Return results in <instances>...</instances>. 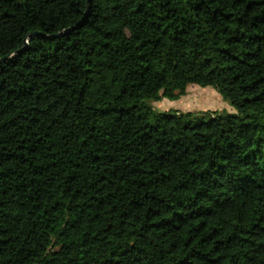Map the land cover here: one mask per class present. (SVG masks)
<instances>
[{
  "label": "trees",
  "instance_id": "1",
  "mask_svg": "<svg viewBox=\"0 0 264 264\" xmlns=\"http://www.w3.org/2000/svg\"><path fill=\"white\" fill-rule=\"evenodd\" d=\"M0 59V264H264V0H0Z\"/></svg>",
  "mask_w": 264,
  "mask_h": 264
},
{
  "label": "rangeland",
  "instance_id": "2",
  "mask_svg": "<svg viewBox=\"0 0 264 264\" xmlns=\"http://www.w3.org/2000/svg\"><path fill=\"white\" fill-rule=\"evenodd\" d=\"M152 106L157 111H225L234 112V109L223 100L216 90L210 86L201 87L189 85L186 93L177 100L163 98L157 102H152Z\"/></svg>",
  "mask_w": 264,
  "mask_h": 264
},
{
  "label": "water",
  "instance_id": "3",
  "mask_svg": "<svg viewBox=\"0 0 264 264\" xmlns=\"http://www.w3.org/2000/svg\"><path fill=\"white\" fill-rule=\"evenodd\" d=\"M37 35H41L39 34L38 32H34V33H29L28 35V39L33 37V36H37ZM26 45V44H25ZM26 46H24L22 49L18 50L16 53L19 54L21 53L24 49H25ZM3 60V59H0V61Z\"/></svg>",
  "mask_w": 264,
  "mask_h": 264
}]
</instances>
